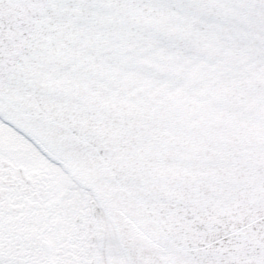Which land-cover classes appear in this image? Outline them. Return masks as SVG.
Listing matches in <instances>:
<instances>
[{"label":"snow or ice","instance_id":"obj_1","mask_svg":"<svg viewBox=\"0 0 264 264\" xmlns=\"http://www.w3.org/2000/svg\"><path fill=\"white\" fill-rule=\"evenodd\" d=\"M0 264H264V0H0Z\"/></svg>","mask_w":264,"mask_h":264}]
</instances>
